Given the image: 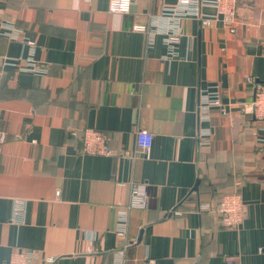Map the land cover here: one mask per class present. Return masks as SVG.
Returning a JSON list of instances; mask_svg holds the SVG:
<instances>
[{"label": "crops", "instance_id": "0c3cea01", "mask_svg": "<svg viewBox=\"0 0 264 264\" xmlns=\"http://www.w3.org/2000/svg\"><path fill=\"white\" fill-rule=\"evenodd\" d=\"M212 1L133 0L121 15L110 0H0V264L17 253L35 255L25 264H264V125L252 105L264 0H236L230 22ZM205 90L226 112L202 121ZM138 127L153 134L144 152ZM85 129L114 155L84 154ZM140 184L148 208L129 213L121 239ZM234 191L246 206L237 229L195 210Z\"/></svg>", "mask_w": 264, "mask_h": 264}, {"label": "built area", "instance_id": "2783aa9c", "mask_svg": "<svg viewBox=\"0 0 264 264\" xmlns=\"http://www.w3.org/2000/svg\"><path fill=\"white\" fill-rule=\"evenodd\" d=\"M133 0H110L109 11L115 14H128L131 10ZM182 5H190L196 0H179ZM211 3L215 5L218 13L226 15V20L229 22L234 15V6L236 0H213ZM179 16L175 17V20L179 21ZM205 24L208 21H204ZM135 31L146 32L147 29L144 26H135ZM178 30V29H177ZM179 39V32L174 31L168 37V42L171 46L175 44ZM33 44V42H28ZM3 65L14 67L17 71L26 72H42V68L39 67L32 58L25 60L21 59H9L1 58ZM1 71H0V83H1ZM253 114L255 119L264 125V81L258 82L255 88L254 99L252 102ZM212 107H219L222 112H226L225 107L221 101V93L216 90H205V93L201 96L199 105V115L202 121L210 118V112ZM136 146L141 152L147 151L152 146L153 134L145 129L136 128L134 130ZM5 135L0 134V152L5 142ZM110 138L103 132L94 129H85L82 135L83 153L88 155H104L113 156L114 152L109 146ZM131 152L125 150L122 156H131ZM149 194L145 185H133L131 189V195L129 202L124 210L120 212L118 220V235L121 239L126 238V230L128 226L129 213L132 210H143L148 208ZM199 212H206L213 216H217L221 224L227 229H237L241 224L243 217L246 213V206L243 204L242 196L239 192L234 191L222 196L218 202H207L199 207ZM32 253H17L12 255L10 264H25L27 260L34 258ZM53 259H48L47 263H52ZM120 262L119 264H122ZM153 264V262H150ZM225 264H232V262H226Z\"/></svg>", "mask_w": 264, "mask_h": 264}, {"label": "trees", "instance_id": "16d2710c", "mask_svg": "<svg viewBox=\"0 0 264 264\" xmlns=\"http://www.w3.org/2000/svg\"><path fill=\"white\" fill-rule=\"evenodd\" d=\"M82 134L83 133H79V137H82ZM224 194H222V195H216V196H213V200L214 199H216L217 200V202L222 198V196H223ZM193 200V199H192ZM194 202H195V210H199V207L205 202V201H200V199L198 200V199H194ZM177 211V210H176Z\"/></svg>", "mask_w": 264, "mask_h": 264}, {"label": "water", "instance_id": "95a60500", "mask_svg": "<svg viewBox=\"0 0 264 264\" xmlns=\"http://www.w3.org/2000/svg\"><path fill=\"white\" fill-rule=\"evenodd\" d=\"M198 185H199V182H197V184H196L195 187H194V190H195V191L198 189Z\"/></svg>", "mask_w": 264, "mask_h": 264}]
</instances>
